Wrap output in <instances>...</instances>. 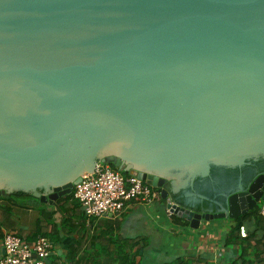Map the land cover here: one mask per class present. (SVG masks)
I'll use <instances>...</instances> for the list:
<instances>
[{"label":"water","instance_id":"obj_1","mask_svg":"<svg viewBox=\"0 0 264 264\" xmlns=\"http://www.w3.org/2000/svg\"><path fill=\"white\" fill-rule=\"evenodd\" d=\"M259 154L264 0H0V196L54 205L107 162L197 229L253 210L264 173L213 213L173 202L170 170Z\"/></svg>","mask_w":264,"mask_h":264},{"label":"crops","instance_id":"obj_2","mask_svg":"<svg viewBox=\"0 0 264 264\" xmlns=\"http://www.w3.org/2000/svg\"><path fill=\"white\" fill-rule=\"evenodd\" d=\"M43 204L15 208L12 229L0 224V257L3 232L12 230L27 242L46 233L52 252L45 264H242L243 247L247 264H264V245L255 246L262 231L253 233L251 221L245 226L254 238L243 246L238 233L235 243H226L236 223L232 219L202 220L197 229H191L167 218L161 203L130 201L118 219L88 218L79 204L74 209L70 202L63 216L55 212L57 202ZM17 211L20 216H15ZM64 218L70 221L63 222Z\"/></svg>","mask_w":264,"mask_h":264},{"label":"trees","instance_id":"obj_3","mask_svg":"<svg viewBox=\"0 0 264 264\" xmlns=\"http://www.w3.org/2000/svg\"><path fill=\"white\" fill-rule=\"evenodd\" d=\"M104 156V152H101L99 155L98 160ZM111 167H114L112 163H109ZM171 174H181V180L188 179V170L187 168L181 169H171ZM260 173H264V155L259 154L257 156H249L247 157L241 165H215L210 163V170L209 174L206 176H196L193 179L192 184L189 182L187 183L186 187L180 189L178 192L172 191L169 193L170 199L177 203L178 205L185 206L197 212L203 211H211L217 212L219 209L225 205L226 198L229 194L238 190V187L241 185L243 188H246L248 184L251 182L255 176ZM126 175V174H125ZM3 188H7V184L3 183ZM37 191L40 193L43 192V188H37ZM187 194H196L197 198L195 201L190 202L188 201ZM57 207L55 212H59L63 216L67 214L69 208L65 206L67 202H70L74 209L76 205L78 206L77 201L72 196V191L59 197L57 199ZM264 200L261 201L253 210H250L246 214L232 219L235 223L234 228L231 231V235L227 238V244L230 242H234L237 237V233L239 235V227L241 225H246L247 222H253V233L256 230L262 231L261 238L255 240V246H257L258 242L264 245V218L260 216V207L263 204ZM59 203V204H58ZM159 203H165V200L160 198ZM28 204H37V205H44L39 201L38 198H35L30 191H23V190H14L10 194H4L0 196V224H3L7 228L12 229L15 220L10 219L13 217L14 209L15 208H22L27 207ZM40 212H45L43 209ZM172 220L178 223H182L184 225H188V221L180 218L176 215H173ZM70 221L69 218H64L63 222ZM246 228V226H245ZM247 230V229H246ZM19 235V233L17 232ZM45 236L46 233H40ZM48 237V236H47ZM254 238V236H249L247 232L246 238L242 243L243 246L249 245V240ZM26 241V240H25ZM30 243V242H29ZM241 258L242 264H247L249 260H246L247 257V249L242 248V252L239 255ZM234 264V263H233Z\"/></svg>","mask_w":264,"mask_h":264},{"label":"built area","instance_id":"obj_4","mask_svg":"<svg viewBox=\"0 0 264 264\" xmlns=\"http://www.w3.org/2000/svg\"><path fill=\"white\" fill-rule=\"evenodd\" d=\"M117 167L102 162L93 167L94 176L84 177L72 188V196L88 218L118 219L130 201L144 205H154L160 201V190L152 187L137 177L134 172L121 173ZM167 218L173 213L163 204ZM260 216L264 218V202L260 207ZM239 236L247 237L244 225L239 227ZM3 254L0 264H45L52 252L49 237L38 234L32 242H27L12 230H5L2 235Z\"/></svg>","mask_w":264,"mask_h":264},{"label":"flooded vegetation","instance_id":"obj_5","mask_svg":"<svg viewBox=\"0 0 264 264\" xmlns=\"http://www.w3.org/2000/svg\"><path fill=\"white\" fill-rule=\"evenodd\" d=\"M174 175H176L177 179H176L175 182L172 180L173 181V188H174V191L178 192L180 189L186 187V185L184 187H181V184L184 183L183 182L184 180H181V174L180 173L179 174H174ZM187 196H188V201H190V202L195 201V199L197 198L196 194H192V195L191 194H187Z\"/></svg>","mask_w":264,"mask_h":264},{"label":"rangeland","instance_id":"obj_6","mask_svg":"<svg viewBox=\"0 0 264 264\" xmlns=\"http://www.w3.org/2000/svg\"><path fill=\"white\" fill-rule=\"evenodd\" d=\"M121 173L123 174V175H125L126 174V172H124V171H121ZM18 208V207H17ZM26 209H23V211H25ZM163 212H164V209H163ZM17 214H18V216H20V214L21 213H19L18 211L17 212H15V216H17ZM23 219H25V218H23ZM170 220H172V219H170Z\"/></svg>","mask_w":264,"mask_h":264}]
</instances>
